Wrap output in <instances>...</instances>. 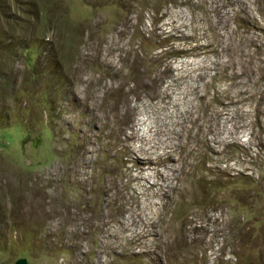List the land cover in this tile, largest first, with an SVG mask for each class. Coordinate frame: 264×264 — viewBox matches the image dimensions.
<instances>
[{
  "label": "rangeland",
  "instance_id": "rangeland-1",
  "mask_svg": "<svg viewBox=\"0 0 264 264\" xmlns=\"http://www.w3.org/2000/svg\"><path fill=\"white\" fill-rule=\"evenodd\" d=\"M114 96L126 119L102 124ZM19 258L264 264V0H0V264Z\"/></svg>",
  "mask_w": 264,
  "mask_h": 264
},
{
  "label": "bare ground",
  "instance_id": "bare-ground-1",
  "mask_svg": "<svg viewBox=\"0 0 264 264\" xmlns=\"http://www.w3.org/2000/svg\"><path fill=\"white\" fill-rule=\"evenodd\" d=\"M74 69H76V68H74ZM82 73V72H81ZM101 78V77H100ZM191 79V78H190ZM86 79H85V77H78V78H75L74 79V82L71 84V92L73 93V97H75L77 100H78V102H79V104L80 105H82L85 109H87V110H93V106L91 105V104H89V103H87V100H86V97H83V96H79L78 94H79V90H78V88H76L79 84H82L84 81H85ZM106 91V90H105ZM81 92V91H80ZM104 93V92H103ZM120 100V97H117V96H114V98L113 99H111V102H110V104H109V106L111 107V112H112V114H111V117H107L103 122H102V119L101 118H99V120L102 122V124L103 123H105V124H107V123H109V125H110V122L109 121H114L115 123H117V122H122L123 120H125L126 118H125V115L128 113V107L127 106H121V107H118V105H117V101H119ZM125 114V115H124ZM111 118V119H110ZM88 122V121H87ZM103 126V125H102ZM104 127V126H103ZM108 128V127H107ZM109 129V128H108ZM108 132H109V130H108ZM113 134V133H112ZM115 134V133H114ZM139 137H141V138H144V135L141 133V134H139L138 135ZM111 137V136H110ZM63 139V138H62ZM109 140V139H108ZM112 142V141H111ZM125 143V142H124ZM143 144H144V142H143ZM112 145V144H111ZM82 146V145H81ZM123 146V145H122ZM139 147H140V145H139ZM149 147V146H148ZM116 148V147H115ZM76 149H77V146H76ZM98 149V148H97ZM114 150V149H113ZM131 150H132V152L133 153H135L134 152V150H133V148L131 147ZM101 151V150H100ZM99 151V152H100ZM137 152V151H136ZM145 152V151H144ZM92 153V152H91ZM147 156V155H146ZM164 156H167V155H164ZM134 157H135V161H136V167H135V170H136V172H137V174L138 173H140V172H143V174L145 175L144 177H146L147 178V182H149V183H155V181H152V180H148V171L151 169H153V166H147V165H145V162L142 160L143 159V157H141L140 155H138L137 153H135V155H134ZM133 159V158H132ZM147 162H149V161H147ZM170 166H171V164H170ZM169 167V166H168ZM167 168V167H166ZM164 169H165V167H164ZM163 169V170H164ZM154 172H157V171H154ZM62 174V173H61ZM159 174V173H158ZM162 175H163V173H162ZM43 176V175H42ZM133 176V175H132ZM138 176V175H137ZM136 176V177H137ZM48 177V176H47ZM52 177V176H51ZM164 177L168 180V179H173V177L172 176H167V175H164ZM53 179V178H52ZM164 179V178H163ZM173 182V181H172ZM130 184V183H129ZM134 184V183H133ZM136 184V183H135ZM161 184V183H160ZM160 184H159V187H160ZM137 185H138V183H137ZM163 185V184H162ZM135 186V185H134ZM132 187H133V185H132ZM153 187V186H152ZM182 187V186H181ZM41 188V187H40ZM54 188H55V186H54ZM136 188V187H135ZM109 189V188H108ZM140 189V188H139ZM161 189V188H160ZM41 190V189H40ZM43 190V189H42ZM136 190V189H135ZM138 191V190H137ZM170 191V190H169ZM38 192H39V190H38ZM140 192H141V189H140ZM162 193H164L165 191H161ZM47 193H48V191H47ZM144 193V192H143ZM142 193V194H143ZM139 194V196H140V193L138 192L137 193V195ZM106 195V194H105ZM135 195V194H134ZM142 196V195H141ZM144 196V195H143ZM172 197H173V195H172ZM138 198H140V197H138ZM143 198V201L145 202V206L147 205V204H152V203H154V204H152L151 206H149V208H150V210H148V211H146L145 210V212L142 214V212L144 211V209L143 208H139V211L137 210V213H135V214H141V219L143 218V220L142 221H144V223H148V225L149 226H151V225H153V222L155 221V219H156V214H155V211H154V209L156 208V202L154 201V202H152V201H149V202H146L145 201V199H144V197H142ZM171 197H169V199H170ZM191 198V197H190ZM43 199V198H42ZM110 199V198H109ZM174 199V198H173ZM173 199H170V201H168L169 203H171V201L173 200ZM189 199V198H188ZM193 199V198H192ZM196 199V198H195ZM52 200H55V195L52 197ZM187 200V199H186ZM195 201V200H194ZM198 201V200H197ZM36 202H38V201H36ZM41 202V201H40ZM63 202V201H62ZM113 202V201H112ZM118 202H120V201H118ZM189 202H190V199H189ZM39 203V202H38ZM68 203V202H67ZM193 203V202H192ZM111 204V203H110ZM142 204V203H141ZM194 204V203H193ZM64 205V204H63ZM158 205V204H157ZM191 205V204H190ZM189 205V206H190ZM70 206V205H69ZM111 206V205H110ZM112 206H113V204H112ZM135 206H138V204H136ZM105 207V206H104ZM109 207V206H108ZM146 207H148V206H146ZM55 208V207H54ZM166 209H170V206L168 205L167 206V208ZM82 210V209H81ZM109 210V209H108ZM167 210V211H168ZM173 210V209H172ZM36 211V210H35ZM113 211H115V210H113ZM112 211V212H113ZM80 212V210H73V209H71V207L70 208H68V207H66L65 206V208L64 209H62V208H55V209H53L50 213H49V217L51 218V221H52V224L54 225V226H58V225H63L64 223H66L68 220H69V222H70V225H69V228L70 229H68V230H66L64 233H65V235H67V236H69V237H76V235L78 234V233H80V227H81V225H83L84 224V222H85V219H84V217L83 216H81V215H79L78 213ZM174 212V211H173ZM81 214V213H80ZM171 214H173V213H171ZM89 215V214H88ZM158 215V214H157ZM90 216H92V215H90ZM103 216V215H102ZM113 216V215H112ZM173 216V215H172ZM171 216V217H172ZM98 217V216H97ZM97 217H96V219H97ZM106 217V216H105ZM171 217H169V218H171ZM86 218V217H85ZM103 218H104V216H103ZM166 218V217H165ZM165 218H164V216L163 215H161L160 214V221L161 222H166V220H165ZM173 218V217H172ZM99 219V218H98ZM101 219V218H100ZM95 220V219H94ZM122 220V219H121ZM127 220V219H126ZM169 220V219H168ZM79 223H78V222ZM96 221V220H95ZM123 221V220H122ZM215 220L213 219L212 220V222H214ZM93 222V221H92ZM126 222V221H125ZM109 223V222H108ZM107 223V224H108ZM128 223V221L126 222V224ZM189 223H190V220H189ZM88 224V223H87ZM86 224V225H87ZM94 224V223H93ZM137 224H138V222H137ZM142 224V223H141ZM52 225V226H53ZM89 225V224H88ZM123 225V224H122ZM171 226H172V224H171ZM170 226V227H171ZM196 226V225H195ZM202 226V225H201ZM173 227H174V224H173ZM200 227V226H199ZM59 228V227H58ZM126 228V225H124V226H122L121 227V229H125ZM136 228H137V226H136ZM168 228H169V221H167V223H166V226L165 227H161L160 229H159V232H160V236H161V239L163 238L164 239V241L166 242V244H170L171 242H176V241H180L181 239H185V240H188V238H190V234H189V229L187 228V227H185V228H182L181 229V227H179L180 229H178V232L176 233V234H171V235H169V230H168ZM56 229V228H55ZM206 229V227L205 226H203V231ZM60 230V229H59ZM110 230V229H109ZM176 230H177V228H176ZM149 231V230H148ZM148 231H147V233H148ZM164 231H167V233L165 232V234H163V232ZM175 231V230H174ZM194 231V230H193ZM172 232V231H171ZM196 232V231H195ZM59 233H60V231H59ZM150 233V232H149ZM174 233V232H173ZM194 233V232H193ZM162 234V235H161ZM60 235V234H59ZM193 235V234H192ZM106 236V235H105ZM145 236V235H144ZM155 237V236H154ZM65 240V239H64ZM193 239H191L190 238V241H192ZM107 243V242H106ZM160 243V242H159ZM165 244V245H166ZM177 246V245H176ZM167 247V246H166ZM105 248V247H104ZM107 248V247H106ZM106 248L104 249V250H106ZM165 249V248H164ZM168 249H170V248H168ZM84 252V251H83ZM75 253V252H74Z\"/></svg>",
  "mask_w": 264,
  "mask_h": 264
},
{
  "label": "water",
  "instance_id": "water-1",
  "mask_svg": "<svg viewBox=\"0 0 264 264\" xmlns=\"http://www.w3.org/2000/svg\"><path fill=\"white\" fill-rule=\"evenodd\" d=\"M14 264H31V263H29L26 258H19L15 261Z\"/></svg>",
  "mask_w": 264,
  "mask_h": 264
}]
</instances>
